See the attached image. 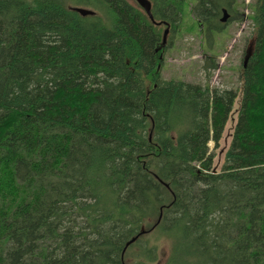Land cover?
Returning <instances> with one entry per match:
<instances>
[{"label": "trees", "instance_id": "16d2710c", "mask_svg": "<svg viewBox=\"0 0 264 264\" xmlns=\"http://www.w3.org/2000/svg\"><path fill=\"white\" fill-rule=\"evenodd\" d=\"M149 1L0 0V264H264V0L219 172L239 94L164 80L163 37L235 1Z\"/></svg>", "mask_w": 264, "mask_h": 264}, {"label": "rangeland", "instance_id": "374dc122", "mask_svg": "<svg viewBox=\"0 0 264 264\" xmlns=\"http://www.w3.org/2000/svg\"><path fill=\"white\" fill-rule=\"evenodd\" d=\"M134 3L133 0H129ZM229 10L232 18L221 33H212L208 38L202 26L191 29L195 18L192 14V4L186 7L184 23L173 39L166 38L164 60L161 76L164 80L183 81L193 85L209 87L210 90H233L239 94L233 111L225 127L218 148L211 142L210 151L214 153V171H221L238 120L241 94V70L247 49L252 45L255 24L252 20L254 8L258 0H234ZM197 24V23H196ZM195 24V25H196ZM200 31V32H197ZM169 45V41H171ZM249 46V47H248ZM150 245L155 238L149 236ZM157 261L148 264H167L170 254V242L161 239L156 243ZM133 251H137L135 248ZM129 254V253H128ZM125 264H134L128 257Z\"/></svg>", "mask_w": 264, "mask_h": 264}, {"label": "water", "instance_id": "95a60500", "mask_svg": "<svg viewBox=\"0 0 264 264\" xmlns=\"http://www.w3.org/2000/svg\"><path fill=\"white\" fill-rule=\"evenodd\" d=\"M136 3L145 11V13L148 15V17L154 21L153 15L151 13V2L149 0H135ZM74 11H76L77 13H79L81 16H93L95 14V12L86 9V8H74ZM229 19V14L227 12V10H223V17L221 19L222 23H227ZM169 30L167 29L164 33V37H163V45L166 42V38L168 36ZM251 47H249V49L247 50V53L245 55V59H244V66L247 64L249 57L251 56ZM144 232V231H143ZM136 240V238L132 239L130 242L127 243V247L129 245H131L132 243H134Z\"/></svg>", "mask_w": 264, "mask_h": 264}, {"label": "flooded vegetation", "instance_id": "af4514ba", "mask_svg": "<svg viewBox=\"0 0 264 264\" xmlns=\"http://www.w3.org/2000/svg\"><path fill=\"white\" fill-rule=\"evenodd\" d=\"M229 15H230V19L232 18V16H231V14L229 13Z\"/></svg>", "mask_w": 264, "mask_h": 264}]
</instances>
